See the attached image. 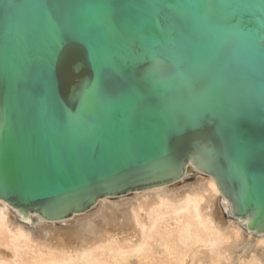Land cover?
Instances as JSON below:
<instances>
[{"label":"water","instance_id":"95a60500","mask_svg":"<svg viewBox=\"0 0 264 264\" xmlns=\"http://www.w3.org/2000/svg\"><path fill=\"white\" fill-rule=\"evenodd\" d=\"M214 180L264 239V0H0V206L53 242L104 200Z\"/></svg>","mask_w":264,"mask_h":264},{"label":"bare ground","instance_id":"6f19581e","mask_svg":"<svg viewBox=\"0 0 264 264\" xmlns=\"http://www.w3.org/2000/svg\"><path fill=\"white\" fill-rule=\"evenodd\" d=\"M219 198L208 180L184 193L104 200L81 234L53 242L16 227L12 208L0 206V264H264V239L219 223Z\"/></svg>","mask_w":264,"mask_h":264}]
</instances>
